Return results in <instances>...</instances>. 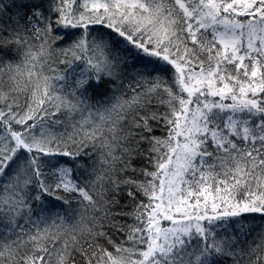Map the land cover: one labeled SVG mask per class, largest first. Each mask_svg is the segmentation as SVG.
Masks as SVG:
<instances>
[{
	"label": "snow or ice",
	"instance_id": "6c2138e0",
	"mask_svg": "<svg viewBox=\"0 0 264 264\" xmlns=\"http://www.w3.org/2000/svg\"><path fill=\"white\" fill-rule=\"evenodd\" d=\"M0 264H264V0H0Z\"/></svg>",
	"mask_w": 264,
	"mask_h": 264
}]
</instances>
